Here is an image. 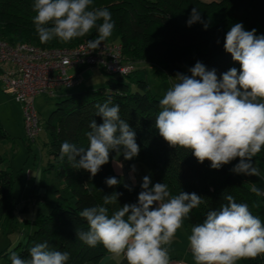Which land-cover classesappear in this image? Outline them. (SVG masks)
Here are the masks:
<instances>
[{
  "label": "clouds",
  "instance_id": "1",
  "mask_svg": "<svg viewBox=\"0 0 264 264\" xmlns=\"http://www.w3.org/2000/svg\"><path fill=\"white\" fill-rule=\"evenodd\" d=\"M92 5L93 0H34L32 20L40 42L68 43L96 29L97 37L87 46L98 48L115 25L107 8ZM197 22L205 30L209 26L193 8L186 23ZM224 50L239 63V71L233 67L218 78L215 69L208 70L197 61L189 69L190 76L178 72L159 100L155 127L169 146L191 151L201 164L210 161L211 168L218 170L239 158L234 173L264 180L253 161L264 149V35L236 23L225 35ZM96 108L103 122H90L87 149L65 141L59 157L93 177L109 162L111 152L132 160L140 151L135 131L120 117L119 105H112L109 98ZM105 183L111 188L121 181L113 176ZM124 187L131 191L127 184ZM140 187L136 203H126L111 215L104 205L116 204L121 193L104 195L103 205L80 211L88 229H78L77 239L88 247L102 245L112 257L123 256L128 264H171L169 247L204 198L194 192L173 195L167 184L153 185L147 175ZM250 190L264 196V189L255 184ZM224 199L219 210L209 211L203 223L191 227L187 239L195 264H237L264 256V222L246 203L236 202L232 195ZM9 258L11 264H67L69 253L53 250L45 241L31 247L27 259L15 252Z\"/></svg>",
  "mask_w": 264,
  "mask_h": 264
},
{
  "label": "trees",
  "instance_id": "2",
  "mask_svg": "<svg viewBox=\"0 0 264 264\" xmlns=\"http://www.w3.org/2000/svg\"><path fill=\"white\" fill-rule=\"evenodd\" d=\"M33 3L34 0H0L1 40L11 45L28 44L51 50L73 48L97 37L98 32L93 29L85 37L68 43L58 39L41 43L32 20ZM92 7L107 8L111 13L115 27L106 41L122 46L126 62L148 64L155 75L168 79L183 66L188 68L186 75L190 76L189 69L197 61L208 70L215 69L218 78L233 67L239 71V63L224 50L225 35L236 23H242L245 30L256 29L258 36L264 35V0H221L209 4L198 0H93ZM193 8H198L202 19L208 23L206 30L199 22L187 25ZM109 77L116 80H107L106 88L73 93L55 103L49 114L45 131L49 138V156L54 161L50 168L55 169L62 191L55 192L51 212L38 215L32 222L24 243H19L14 250L17 255L27 259L30 248L45 241L53 250L69 253L67 264H96L109 255L102 245L88 247L77 239L76 232L88 229L79 212L85 207L103 205L104 195L121 193L116 204L104 205L109 215L126 203L137 202L135 187H130L129 191L122 183L111 188L105 183L106 178L113 176L120 180L112 169V162L124 160L123 155L111 152L109 162L94 177L86 170L72 167L66 157L63 161L59 158L60 146L65 141L87 149L90 122L93 119L97 124L103 122L102 117L96 115V105H102L109 98L112 105L120 106V117L135 131L140 151L133 159L147 165V176L152 184H167L173 195L181 191L194 192L204 198V203L185 219L184 226L191 228L203 223L209 211H217L226 203L225 195H232L238 203H246L252 214L264 222V196L251 192L250 181L228 172L223 166L212 169L210 161L199 163L191 151L171 147L159 135L155 119L161 98L151 94L145 81H134L131 76ZM83 83L84 80L81 85ZM131 84H135V89ZM0 139H7L1 128ZM236 161L239 162V158L232 162ZM253 161L264 175V149ZM3 164L4 158L0 156V221L9 213L13 192L12 175ZM240 262L264 264V256Z\"/></svg>",
  "mask_w": 264,
  "mask_h": 264
},
{
  "label": "rangeland",
  "instance_id": "3",
  "mask_svg": "<svg viewBox=\"0 0 264 264\" xmlns=\"http://www.w3.org/2000/svg\"><path fill=\"white\" fill-rule=\"evenodd\" d=\"M137 64L135 63L136 70ZM187 70L188 68L183 66L179 73L186 75ZM81 76L84 83L80 87L60 91L58 97L47 98L41 95L36 98L35 109L42 130L33 145H29L23 136L20 104L13 96L5 94L0 89V128L7 135V139H0V156L4 158L3 168L10 172L13 178L10 210L7 217L0 221V264H11L9 257L19 243H24L32 222L38 215H47L51 212L55 202V192L62 191V184L56 177L55 169L50 168L54 165V161L49 156V138L45 131V122L55 103L73 93L106 88L107 80H116V77L110 78L99 70L91 69L83 71ZM174 77L163 78L155 75L152 70H146L133 74L131 79L145 81L151 94L162 98L175 82ZM131 87L135 89V84H131ZM237 163V161L231 162L223 167L228 172L234 173L232 168ZM254 164L256 165L255 162ZM238 175L264 189V180H260L259 177Z\"/></svg>",
  "mask_w": 264,
  "mask_h": 264
},
{
  "label": "built area",
  "instance_id": "4",
  "mask_svg": "<svg viewBox=\"0 0 264 264\" xmlns=\"http://www.w3.org/2000/svg\"><path fill=\"white\" fill-rule=\"evenodd\" d=\"M87 69L119 77L136 72L135 64L124 60L118 42L105 41L96 49L83 42L73 48L44 50L28 44L11 45L0 39V88L20 104L24 138L29 145L37 142L42 130L36 98H54L60 91L79 87L83 82L81 74Z\"/></svg>",
  "mask_w": 264,
  "mask_h": 264
},
{
  "label": "crops",
  "instance_id": "5",
  "mask_svg": "<svg viewBox=\"0 0 264 264\" xmlns=\"http://www.w3.org/2000/svg\"><path fill=\"white\" fill-rule=\"evenodd\" d=\"M198 1L205 4H209L213 2L217 3L221 0ZM146 70H152L151 66L145 63H138L137 70L135 73L141 71L145 72ZM120 165H123V167L121 168ZM133 166H135L134 172L132 171ZM112 169L114 173L119 177L123 186L127 184L129 187H135L137 190V194H139V192L142 190L140 185L142 184L143 177L146 176L148 173V167L145 163L137 161L135 159H124L122 161H113ZM190 234L191 228L188 226H183L180 230H178L173 243L169 247V255L171 260L179 261L184 264H195L191 251L189 249V242L187 239L188 235ZM96 264H128V262L123 256L112 257L109 254ZM237 264H241V262L238 261Z\"/></svg>",
  "mask_w": 264,
  "mask_h": 264
}]
</instances>
